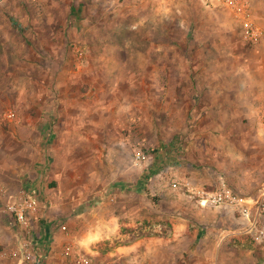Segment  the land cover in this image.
<instances>
[{
  "label": "rangeland",
  "instance_id": "374dc122",
  "mask_svg": "<svg viewBox=\"0 0 264 264\" xmlns=\"http://www.w3.org/2000/svg\"><path fill=\"white\" fill-rule=\"evenodd\" d=\"M245 1L256 44L204 0H0V134L33 118L44 166L20 188L35 200L29 227L1 217L19 264H71L66 247L93 264H264L249 221L206 200L224 187L264 203V105L253 123L215 121L245 112L235 90L252 97L264 66V0ZM257 137L259 186L235 187L210 163L231 146L251 159Z\"/></svg>",
  "mask_w": 264,
  "mask_h": 264
},
{
  "label": "crops",
  "instance_id": "0c3cea01",
  "mask_svg": "<svg viewBox=\"0 0 264 264\" xmlns=\"http://www.w3.org/2000/svg\"><path fill=\"white\" fill-rule=\"evenodd\" d=\"M258 55L260 57V60L262 61L263 59L261 56H264V54L259 53ZM260 65L263 66L264 63H260ZM258 73L260 75V79L258 81V86L254 90V92L251 91L250 93L252 94V97H249L250 96L249 94L245 95V93L249 92V89L235 90V93H237L236 96L234 97L235 101H239L240 104H242V106L240 107L244 108L245 112H242L239 109L240 107H238L237 102L232 101V105H233L232 109H236V112L237 113L240 112V113L231 117L222 116L219 117V119L217 120L214 119L216 123L235 122L242 124L244 122L243 115H247L251 123L259 119V117L256 118L251 115V112H253V110L251 111V109L254 108L258 109L264 105V66L258 70ZM230 98H231L230 100L233 99L232 96H230ZM252 98L254 99V104H251ZM238 110L240 111L238 112ZM24 120L23 119L21 120L17 117L8 120L9 123L11 124L14 123L12 124L13 130L17 131L18 136L14 135L12 137H9L8 134L7 135L5 133L0 134V187H4L9 195L18 194L19 192H21L20 188L22 189L25 186H28L27 183H29V185H35V186H38L41 183L40 174L43 173V170L41 169H43L44 166L41 165V160L35 158V155L33 153L31 154L32 151H30L31 149L35 148L36 145L39 144V135L36 133V129L33 126L35 124L33 118L24 119ZM214 120H212V122H215ZM25 129H27L28 132H26ZM235 134H238V132H235ZM224 135L227 136V138L233 140L232 138L233 134L224 133ZM241 135L242 138H239L238 142L243 146L244 144L243 140L245 138V135L243 134ZM6 136L9 138H6ZM260 139H261L260 137H257L255 139L256 145L252 147L251 159L244 160L243 158L249 155L248 154L245 155L243 153L242 148L237 149L235 146H231L227 149L219 150L220 151L219 158L211 161L210 163L211 166L214 167L217 165L219 171L222 172L224 176L227 178V179L225 178L226 181H231V179L237 180L238 184L237 185L235 184L236 185L235 187H241L247 189L251 188V190L252 188H257L259 186L258 183L260 182L259 161L261 160V156L259 153H260V146L262 145L260 143ZM24 141L31 142L30 145L27 144L28 148L25 146ZM244 163H250V164L252 163L253 166H247L248 168L250 167L251 170H244V168H242L244 170V172H242L243 170L239 171L240 168H238L232 173L233 165H237V164L240 165ZM240 166L244 167L243 165ZM1 217L4 218L8 223H10L9 216L0 214V221H2ZM14 236H15V232H14ZM0 244L3 245L2 248L0 247L1 248L0 264H19L20 260L18 256V249L13 244V234L6 231V229L3 228V224H1V222H0Z\"/></svg>",
  "mask_w": 264,
  "mask_h": 264
},
{
  "label": "built area",
  "instance_id": "2783aa9c",
  "mask_svg": "<svg viewBox=\"0 0 264 264\" xmlns=\"http://www.w3.org/2000/svg\"><path fill=\"white\" fill-rule=\"evenodd\" d=\"M214 6H225L230 8L238 19L243 21L246 27L245 40L252 44L258 43L261 39L263 30L253 26L250 20L249 3L245 0H204ZM143 157L139 154L138 160ZM176 186V184H175ZM208 199L215 204H226L234 207L240 216L251 225V234L257 243H264V228L258 227L259 218L264 212V203L262 200H257L253 203L250 199L244 196H238L231 192V190L222 189L208 193ZM0 214L12 217L14 223L20 228L26 229L30 225L32 213L35 210V200L31 194L26 190H22L18 194L9 195L4 187H0ZM206 202V201H205ZM256 209L255 215L253 210ZM25 260H30L33 257L32 250L25 245L22 251ZM64 257L70 261L71 264H93L88 254L84 253L77 247H66L63 251Z\"/></svg>",
  "mask_w": 264,
  "mask_h": 264
}]
</instances>
